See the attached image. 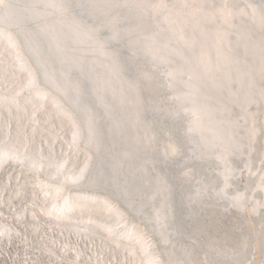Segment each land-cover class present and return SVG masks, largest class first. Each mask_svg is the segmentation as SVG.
I'll list each match as a JSON object with an SVG mask.
<instances>
[{"label": "bare ground", "instance_id": "1", "mask_svg": "<svg viewBox=\"0 0 264 264\" xmlns=\"http://www.w3.org/2000/svg\"><path fill=\"white\" fill-rule=\"evenodd\" d=\"M13 5V1L0 0V12L13 18L16 15L13 11L19 7L14 9ZM9 6L14 10L11 11ZM32 30V26L23 31L18 28V34H15L8 28V32L0 29V55L4 61L1 63L15 83L11 84L14 87L8 93L5 88L8 85L0 76V114L17 110L28 118L27 111L33 112V117H29L32 123L20 124V128L30 131H12L13 120L5 123V131H0V264H45L46 261L49 264L53 261L63 264H257V246L260 240H264V231L254 230L252 226L244 228V220H249L244 206V171L240 165L224 166L221 171L213 159V150L204 144H196L194 151L189 144L194 145L193 139L188 134L182 138L184 134L181 132L184 131L179 128L184 118L181 103L171 92L169 85L175 84L169 81L171 73L165 75L166 71L158 64L165 63L158 45L155 44L157 53H153V41H148L151 44L147 46L148 52L145 51L148 43L142 34L133 35L131 44L128 42L134 53L149 55L148 59L143 58L148 64L138 61L135 66L134 59V74L142 76L145 82L133 90L130 88L133 111L130 109L132 113L126 116L133 126H129L128 131H98L96 125L98 122L105 124L106 118L97 116L99 119L95 123L94 119L86 117L90 110L89 99L82 104L67 97V84L53 80L54 66L45 62L53 55L56 59L61 56L45 47L39 50V54L33 50L31 41L36 36ZM85 32L94 36L91 30L85 29ZM107 42L112 45L116 40ZM97 47L100 57L105 59V56L109 61L116 54L126 52L116 50L110 53L104 51L102 45ZM41 76L51 82L50 86L60 89L58 96L43 87ZM146 82L151 84L148 86L150 90L144 91ZM75 92L82 94L80 90ZM15 96L17 98H13ZM67 102L81 111L84 122ZM39 118L47 121L46 127L51 131L39 130ZM168 119L171 126L166 125ZM143 122L147 131H136L143 128ZM146 140L151 143L148 145ZM166 142L173 148L172 160L161 145ZM128 162L137 164L139 173L152 172L146 181L159 176L160 182L162 176L168 178L172 173L170 184L173 190H170L175 195L179 193L181 200L176 198L178 201H174L172 207L162 211V207L155 210L150 203L132 195L131 184L135 183L131 182L133 171H130ZM31 181L36 183L31 184ZM14 186L22 191L18 192L17 201H14V193H9L14 191ZM26 189H31L32 195H26ZM89 189L105 191L108 195L87 192ZM27 206L31 210H27ZM14 207H18V212L9 210ZM237 213L238 222L234 220ZM254 214L257 219L261 216L258 210ZM223 220L232 224L225 226ZM247 240L251 247L248 253H244ZM259 261L264 264V255Z\"/></svg>", "mask_w": 264, "mask_h": 264}, {"label": "rangeland", "instance_id": "2", "mask_svg": "<svg viewBox=\"0 0 264 264\" xmlns=\"http://www.w3.org/2000/svg\"><path fill=\"white\" fill-rule=\"evenodd\" d=\"M9 1H13L14 5H16L12 6L14 9L17 6L19 7L14 10L9 6L11 8L9 9L11 11L14 10L13 12L16 13L13 18L6 13L5 15L0 12V17H3L0 18V29L7 31L8 28V31L15 34H18V28L22 31L31 26L34 30L36 29L35 31L32 30L36 36L31 41L33 50L38 51L37 53L39 54V50L45 47L48 51L54 50L53 52L56 55L61 56V58L56 59L53 55L52 58L49 57L48 61H45L48 62L46 63L47 65L52 64L54 66L55 70L52 71L55 77L53 76V80L60 84H67L66 87L64 86L65 89L67 88V97L75 103L81 102L83 104L87 99L91 101L88 107L90 110L86 113L87 118L91 117L95 123L98 122L97 119L99 118H106L105 124H99L98 122L100 127L96 125L98 131H128V127L133 126V122L126 116L133 111L130 104V88L133 90L135 86L138 87V84L142 85L145 82V80H142V76L134 74L133 65L135 60V66L138 61L142 64L144 62L148 64L149 62L143 59L147 58L148 54L144 55V52L134 53L130 47L132 45L129 46L128 42L133 38V35L142 34L141 36L146 37L144 39L148 43L144 49L145 51L148 52L147 46L153 41V50L155 49V51H152L157 53L156 45H158V48L163 53V58L161 57V59L165 62H159L158 64L162 67V70L166 71L165 75H168L169 72L171 73V76L170 73L168 76L173 78L170 79L169 77V81L175 84H170L169 86L171 92L174 95L176 94V98L179 97L177 99L181 103V115L184 118L179 128L180 131H184L181 132L184 134L182 138H185L188 134L193 139L194 145L191 142L189 144L190 149L194 151L196 150V144H204L209 150H213L211 151L214 153L213 159L216 160L215 164H217L218 168H221V171L224 166L227 168L230 165L241 166V170L244 171L242 176L246 188L244 206H246L247 218L249 219L247 222L244 220V228L252 226L254 230L262 229L264 231V0H250V2L249 0ZM24 18L25 21H23ZM169 19L171 20L169 21ZM162 20H164L163 23ZM140 21L143 22L141 23ZM124 24L125 26H122ZM140 24L142 27L139 26ZM160 24L162 25L160 26ZM89 27L93 28L89 29ZM149 27L151 29H148ZM85 29L91 30L94 36L87 34ZM155 31L157 32L155 33ZM84 35L88 36L92 42H88L87 37ZM74 38L78 39L74 40ZM83 39H86L85 42H83ZM106 39L116 40V42H112L111 45ZM148 41L151 42L149 43ZM154 41L160 44L154 43ZM129 43L131 44V41ZM99 45L103 46L104 51H110L111 53V51L121 50L126 51V54L123 52L119 53L122 58H120L121 56L119 57V54H116V58L114 57L115 60L113 59L112 61L114 62H112L105 56V59L100 57L102 55L97 47ZM125 47L127 48L124 49ZM94 54L98 56V59L95 58ZM1 62L4 61H2L0 55V76L5 79L3 81L7 83L6 85L8 86L5 88L9 93V90L14 87V85L11 87V84H15L13 82L14 79L5 70L6 68ZM131 62L132 65H130ZM36 64L35 67L38 69L39 66ZM40 74L42 75L41 72ZM40 79L45 89L53 95H59V88L55 85L50 86L49 83L51 82L42 76ZM150 85L148 83L145 84L146 88L143 90H150V87H148ZM78 90L81 91V95L79 92L75 94V91ZM24 92L28 93L29 91L24 90ZM137 97H139V94ZM68 106L70 109H75L79 119L84 122L81 111L71 104H68ZM9 111L12 110H7V112L0 114V131L6 130L5 123L10 120H13L12 131H30L29 129L20 128V124L32 123V120H29V117H33L32 110L27 111L28 118L22 113L16 112L17 110ZM166 121L167 126L172 125L170 119ZM38 124L39 130L51 131L46 127L48 124L46 120L41 119ZM142 124L141 127L144 129L135 130L147 131L146 125H144L146 123L143 122ZM30 126L37 128L34 124H30ZM131 128H129V130L131 129L130 133L133 132V127ZM187 140L190 141L189 139ZM146 142L148 145L151 143L147 140ZM161 145L166 150L168 158L172 160L174 154L170 143H161ZM184 154L187 155L186 153ZM184 157L181 159H184ZM133 164L128 162L130 171H133L131 182L134 181L135 183V185L131 184L132 195L141 198L148 204L150 203L149 205L155 210H160L162 207V211L168 206V208L172 207L174 201L181 200L179 193L176 196L171 191L173 190L170 184L172 173H170L171 176L168 178L162 176L166 180L161 178L160 182H158L159 176L158 178L157 176L152 179L149 178L150 181H146L147 175L152 172L139 173L137 164ZM218 168L216 169L220 172ZM142 179L145 180L142 181ZM35 181H31V184L36 183ZM14 187L15 192L9 193H14V201H17L16 197L22 191L20 187ZM155 189L159 190L156 191ZM30 190L26 189V195H32ZM87 192H98L105 196L108 195L105 191L100 190L89 189ZM15 208H9V210L18 212V207ZM27 210H31L29 206H27ZM257 210L261 214L258 219L254 217V213ZM148 213L150 214L151 212L148 211ZM234 217L235 221H240L238 213ZM222 224L230 226L232 222L223 220ZM250 245L249 240L245 241V246H243L244 253H248ZM257 248L259 251L257 264H260L259 260L264 255V240H260ZM45 264L49 263L46 261ZM52 264L63 263L53 261Z\"/></svg>", "mask_w": 264, "mask_h": 264}]
</instances>
